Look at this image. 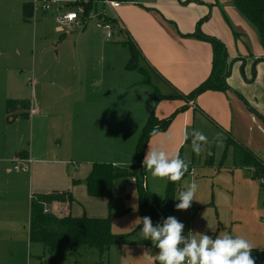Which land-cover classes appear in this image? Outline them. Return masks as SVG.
Wrapping results in <instances>:
<instances>
[{"label":"crops","instance_id":"crops-1","mask_svg":"<svg viewBox=\"0 0 264 264\" xmlns=\"http://www.w3.org/2000/svg\"><path fill=\"white\" fill-rule=\"evenodd\" d=\"M122 3L117 9L98 5L97 12L115 20L113 34L119 36V45L128 40L138 49L139 66L149 72L148 84H142L143 78L138 73L125 70L128 57L126 62L121 61L119 69L100 71L98 77L90 76L88 71H84V76L82 71H70L73 82L69 79L66 85L61 77L60 88H67L69 95L62 103L57 101L58 111L52 119L51 112L38 101H28L26 116L18 117V104L13 111L7 110L6 101L20 100L7 99V122L26 120V134L18 136L11 149H2L3 143L0 144V206L18 203L27 206L31 195L68 192L72 199L69 207L52 205L50 212L58 217L68 212L74 218H106L104 197L93 198L87 194L85 180L92 166L111 164L126 169L150 114L163 120L180 109L183 110L175 114L166 130L149 138L143 159L150 149L163 147L192 165V143L196 133L202 132L208 143L195 140L205 150L199 155L203 158L196 167L204 171L203 163L213 160L214 145L222 144V159L232 150L230 165L224 168L230 170L232 178L247 184L249 196L255 194L259 185L253 168L240 164L234 146L229 143L250 151L264 164V52L255 30L237 12L233 0H128ZM65 8L74 9L70 5ZM49 14L54 21V14ZM43 15L47 14L38 13L40 18ZM202 19L203 23L198 26L200 32L217 39L225 48L228 89L206 91L193 101H186L183 96L203 82L211 70V45L193 37ZM88 24L87 20L79 29L78 39L87 31ZM96 24L97 19L95 26H91L93 30L100 29ZM55 32L61 34L56 23ZM106 46L101 44L102 52L111 48ZM121 71L131 74L132 79L124 78L120 82ZM106 74L111 75L108 81L104 79ZM117 86L121 91L114 95ZM155 91L168 98L153 104ZM94 112L96 117L91 116ZM189 146L191 153L187 154ZM16 166L18 170H14ZM193 168L188 167L184 175L190 178L189 182L198 184ZM206 172L209 171H204V175ZM162 179L164 183L167 180ZM17 218V214L10 215L6 222L0 221V230L15 233L23 228L21 223L26 219L28 232L27 216L19 221ZM136 247L146 261L156 259L149 256L142 240ZM253 249L261 252L264 247ZM0 264L8 263L0 260Z\"/></svg>","mask_w":264,"mask_h":264},{"label":"rangeland","instance_id":"rangeland-1","mask_svg":"<svg viewBox=\"0 0 264 264\" xmlns=\"http://www.w3.org/2000/svg\"><path fill=\"white\" fill-rule=\"evenodd\" d=\"M25 2L26 0H0V144L3 143L2 149L5 150L14 146L18 136L26 134V120L7 122V99L38 101L47 107V112H51L52 119L58 111L57 101L62 103L69 95L67 88L64 90L60 87L63 83L68 84L67 80L71 79L70 71H82L83 76L84 71H88L90 76L98 77L100 71H112L117 67L119 69L121 61L126 62L129 57L127 50L119 45L120 38L117 34H113L112 39L108 41L103 29H92L91 26H95V18L88 21L87 31L81 38L77 37L80 34L79 29L68 30L61 36L54 33L53 15L47 14L40 18L38 13L32 11L31 16L25 19L22 14V5ZM102 43L107 45L106 48H111L102 52ZM103 58L105 59L102 60ZM140 67L144 73V76H140L143 80H149V72ZM42 74V77L36 78ZM110 76L104 75L105 81H108ZM130 77L132 75L124 71L118 73L120 82L124 78L129 81L132 79ZM71 81L73 82L72 79ZM120 91L117 86L114 95ZM113 99L111 97V100ZM96 115L94 112L91 116ZM214 146L212 162L206 165L203 163L206 167L204 171H209L205 175L204 171L196 167L199 160L202 161L203 157L200 158L199 155L205 153L204 147L202 146L199 153L192 151L194 163L191 165L189 162L188 167H194L193 174L195 178H199V182L196 201H192L186 210L175 208L179 203L175 198L183 190V186L189 183L190 178L184 175L179 180V186L177 185L173 212L174 218L183 225L181 235L187 237L203 234L214 240L217 236L228 233L234 237L248 239L253 248L264 247V187L256 180L259 186L255 188V194L249 196L247 184L232 178L230 170L224 168L230 165L232 150L222 159L223 145ZM190 147L187 154L191 153ZM189 158L191 159L190 156ZM145 179L149 193L162 201L168 180L164 183V179L153 177L147 169ZM104 199L107 209L105 217L110 219L111 233L127 236L122 244L111 245L108 259L102 261L107 264H153L154 259L146 261L142 258L140 248L136 247V244L141 243L142 230L137 222L140 220V214L135 181L128 176L115 179L112 182L110 197ZM16 206L2 204L0 221L6 222L10 215L16 214L18 221L26 216L28 221L29 201L27 206L23 203ZM21 226L23 228L20 227L15 233L0 230V260L8 264H34L38 257H42L44 262L50 260L51 256L42 244L28 242L26 219L22 221ZM158 253L156 246L148 248L149 256L156 258ZM251 256L255 264H264V249L261 252L252 249ZM55 260L59 264L101 262L99 252L84 245L72 247L63 259Z\"/></svg>","mask_w":264,"mask_h":264},{"label":"trees","instance_id":"trees-1","mask_svg":"<svg viewBox=\"0 0 264 264\" xmlns=\"http://www.w3.org/2000/svg\"><path fill=\"white\" fill-rule=\"evenodd\" d=\"M71 8L82 7L84 9V17L91 12H97L98 5L103 0H71ZM115 2H126L128 0H108ZM233 4L237 12L247 21L255 30L260 45L264 52V0H233ZM102 6V5H101ZM103 7V6H102ZM104 8V7H103ZM32 7L26 0L22 5V14L25 19L31 16ZM104 20L115 26V20L112 17L104 16ZM204 19L199 20L197 27L193 33V37L206 40L212 48L211 70L208 77L201 82L190 93L183 96L186 101H193L197 96L206 91L224 92L228 89L226 78L229 75L227 58L223 44L213 37L203 35L199 27ZM199 26V27H198ZM236 37V34H235ZM121 45L127 50L129 59L125 64V70L136 72L144 76L142 68L139 66V51L130 41L126 40ZM142 84H148V80L144 79ZM155 91L153 95V104L160 100L167 99ZM18 104V117H25L28 108L27 100L6 101V109L12 111ZM180 109L163 120L156 119L151 113L144 127L142 128L135 145V150L131 158V162L126 169H118L111 164H94L89 176L85 180V186L89 197L93 198H109L111 194L112 182L115 179L128 176L133 179L136 184L138 211L140 220L143 217L150 218L153 226L163 225L168 217L174 218V194L179 181L167 182L165 195L162 201L147 191L145 185V168L142 166L143 153L153 128L159 131L167 129L175 114L182 111ZM235 148L239 162L242 166L253 168L254 178L259 180L264 187V164L255 157L250 151L242 148L236 143L229 141ZM234 144V145H233ZM185 174V173H184ZM262 181V183H261ZM72 199L68 192H49L45 194H34L29 199V220H28V242L40 243L46 252L51 256L47 262L42 257L36 258L34 264H59L55 260L63 259L70 252V249L77 245H84L87 248L95 249L100 254L101 262L98 264H107L102 260H107V252L113 244H122L127 235H114L110 230V219L106 218H88L85 216L74 218L68 212L62 216L49 211L52 205L66 204L68 208ZM139 227L143 228L142 223ZM142 245L146 248L155 246L150 240L142 238ZM154 264H161L157 259Z\"/></svg>","mask_w":264,"mask_h":264},{"label":"clouds","instance_id":"clouds-1","mask_svg":"<svg viewBox=\"0 0 264 264\" xmlns=\"http://www.w3.org/2000/svg\"><path fill=\"white\" fill-rule=\"evenodd\" d=\"M150 135H160L159 130L153 128ZM195 140L208 143L207 137L202 132L196 133L192 151L199 153L202 148ZM142 166L149 170L153 177H166L169 181L181 180L188 168V164L178 154L166 152L163 147L147 151ZM197 190L195 181L184 185L175 198L179 200L175 208L188 209L191 202L196 201ZM137 222L143 225L141 237L150 240L159 249L156 259L161 264H255L251 256L253 245L244 237H234L228 233H223L214 240L203 234L182 237L183 225L173 217H168L162 226H153L148 217H143Z\"/></svg>","mask_w":264,"mask_h":264},{"label":"built area","instance_id":"built-area-1","mask_svg":"<svg viewBox=\"0 0 264 264\" xmlns=\"http://www.w3.org/2000/svg\"><path fill=\"white\" fill-rule=\"evenodd\" d=\"M28 2L31 4L32 11L35 13L54 14L57 31L61 34L71 29H82L86 25L87 20L89 21L95 18L97 19L96 26L105 31V38L107 40L111 39L113 35L114 27L104 20L102 14L91 12L87 17H84V9L82 7H76L74 9L65 8V5L73 3L71 0H28ZM101 5L104 8L117 9L120 3L103 0ZM31 113H33V111H31ZM18 169L17 166L14 167V170ZM181 247H183V245H181Z\"/></svg>","mask_w":264,"mask_h":264}]
</instances>
